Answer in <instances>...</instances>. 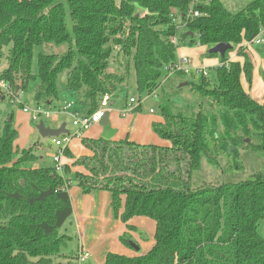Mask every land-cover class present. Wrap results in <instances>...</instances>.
<instances>
[{
    "label": "trees",
    "instance_id": "16d2710c",
    "mask_svg": "<svg viewBox=\"0 0 264 264\" xmlns=\"http://www.w3.org/2000/svg\"><path fill=\"white\" fill-rule=\"evenodd\" d=\"M196 10L197 17L191 14ZM181 26L186 30L179 34ZM261 34L255 46L264 59V0L239 12L221 0H0V66L7 62L0 71V104L13 99L4 85L24 94L35 83V106L52 110L58 79L67 71V89L93 114L133 69L140 95L162 91L163 121H154L152 130L168 142L81 137L91 154L76 157L68 146L62 153L85 170L65 164L61 174L54 166L33 167L44 144L21 149L14 116L7 120L0 136V264L77 259L79 251L63 253L72 238L60 232L73 215V185L84 193L110 191L114 215L125 223L140 216L155 222L147 253L110 252L101 264H264V170L237 182L202 174L205 162L219 171L223 160L225 169H244L243 151L264 157V102L242 81L251 86L254 77L244 43ZM219 43L233 47L224 56L210 53ZM63 44L70 45L63 54L42 50ZM182 44L205 46V55L221 63L207 75L166 78ZM236 50L244 62L230 60ZM174 75L179 82L170 89ZM133 111L141 112V105Z\"/></svg>",
    "mask_w": 264,
    "mask_h": 264
},
{
    "label": "rangeland",
    "instance_id": "374dc122",
    "mask_svg": "<svg viewBox=\"0 0 264 264\" xmlns=\"http://www.w3.org/2000/svg\"><path fill=\"white\" fill-rule=\"evenodd\" d=\"M66 2V0H63ZM224 6L231 12H239L242 10L250 1L252 0H221ZM66 22L68 25V29L72 36L73 34V22L69 14V8L66 5ZM185 28L183 26L180 27L179 34L185 32ZM263 34V33H262ZM261 34V35H262ZM254 45V44H252ZM256 45V44H255ZM70 47L69 44H63L61 46L50 45L47 47H43L42 50L48 52H56L59 54H63ZM249 46L244 45V51H246L249 55ZM256 46L253 49L256 50ZM41 48L36 52L35 60H34V71H38V53ZM204 48L201 46H189V45H181L178 51L180 56L187 55L189 58H200V62L203 65H209L211 62L210 58L206 56V51H203ZM257 51V50H256ZM238 54V50L234 51ZM261 56V55H260ZM243 59L244 57L239 56ZM251 59L252 56L250 55ZM262 57V56H261ZM253 61V59H252ZM7 67L6 60L3 61L0 66V71ZM67 81V71L63 72L58 79V90H59V99L55 101V107L52 108V112L54 113L53 117H47L45 114H41L37 117H33L31 113L23 111V108H34V89L35 83L30 85V88L24 92L22 102L24 105H21L20 102H10L9 100L0 104V136L3 132L4 126L11 117L14 116V123L22 124V128L20 131V139L18 141V145L22 148L31 147L39 140H43V138L39 135L36 125L39 121L43 120L47 126L57 127L63 123L67 124V129L75 134L76 127L73 125V114L79 111L80 114H88L87 109H83V107L79 106V94H74L67 89L66 86ZM179 82V78L177 75L172 77V81L167 84L170 89H173ZM72 94V95H70ZM74 94V95H73ZM186 95V93H184ZM135 98L138 100L137 103H130V99ZM162 100V91L158 90L156 93L150 96L140 95L137 89L136 84V76L135 71L133 69L130 70L127 81L119 86L118 90L113 94L110 104V120L111 125L115 124L120 119H126L129 114L133 115L138 112H133V108L136 104L140 103L142 109H144V114L151 113H160V104ZM69 102L75 103V108L72 110L59 111L58 106L60 104H68ZM113 102V103H112ZM76 103L78 106H76ZM22 106V107H21ZM57 106V107H56ZM126 112L123 114V111ZM121 111V112H120ZM151 112V113H150ZM161 114V113H160ZM89 134L92 137L98 138L102 134L101 126L99 124L92 125L89 129H87ZM86 130V131H87ZM85 132V131H84ZM149 133L143 137V141H147L149 138ZM97 136V137H96ZM76 137V136H75ZM42 138V139H41ZM77 142V138L75 140ZM58 150V146L54 144L51 138H46L44 142V147L38 150V154L43 156V160L47 167H52L53 161V153ZM91 154V152H90ZM75 155V154H74ZM76 156V155H75ZM81 156V155H80ZM79 157V156H76ZM69 158V157H67ZM75 161V159L70 158ZM242 159L244 162V169H225L227 168L226 161L223 160L224 169L219 171L215 170L211 166H209L206 162L204 163V170H202L203 177L207 179H217L220 181H241L246 180L250 177V175L258 170H264V157L259 156L253 152L243 151ZM73 162L68 164L73 168ZM65 165V164H64ZM65 167V166H64ZM85 170V168H82ZM65 170V169H64ZM200 172V173H201ZM76 186L73 185L72 188ZM77 187V186H76ZM74 189H72L73 192ZM74 197V196H73ZM104 217L103 221H95L86 219L85 225L87 227V231L84 235L79 237L78 231L75 227L70 226V222L68 221L61 229V233H66L71 236V240L68 243L67 247L63 248V253L67 256L72 257L73 252H77L80 247L84 252L90 253V258L82 261V264H100V260L106 257V255L110 252L121 253L122 255L131 256L135 254H145L147 253L151 245L154 241L155 237V223L152 219L140 216L132 219L128 223L120 221L116 222V220H106ZM95 221V222H94ZM90 222H94L90 224ZM259 232L264 237V220H261L259 223ZM123 237L126 238L130 245L126 244L123 241ZM131 242L137 245L140 250L137 251L135 247L131 245ZM125 252V253H123ZM133 255V256H134ZM131 256V257H133ZM72 260V264H79L75 258L69 259ZM62 261L66 262L68 259H62Z\"/></svg>",
    "mask_w": 264,
    "mask_h": 264
},
{
    "label": "crops",
    "instance_id": "0c3cea01",
    "mask_svg": "<svg viewBox=\"0 0 264 264\" xmlns=\"http://www.w3.org/2000/svg\"><path fill=\"white\" fill-rule=\"evenodd\" d=\"M244 45L246 46L247 44L244 43ZM247 46H249L248 52L250 53V55L252 56V59H253L254 77H253V83L250 86L248 84V82L246 81L245 77L243 76V78H242L243 85H244L245 89L256 100H258L259 102H264V59L260 56V54L255 49H253L255 44L254 45L250 44ZM201 47L204 48L203 51L207 50V47H205V46H201ZM184 56H187V55H182V56L179 55V58L184 57ZM230 57H231L230 60H232V61H243V59L241 57H239L236 52H232ZM191 60H192L194 65L206 67V68L214 67V66H217L221 63L219 58H216V57L210 58L211 63L209 65H203L200 62L201 61L200 58H198V57L192 58ZM70 95H72V94H70ZM78 102H79V100H78ZM64 105H65L64 103L60 104L61 109L59 108V111H62ZM76 106H78L77 103H76ZM79 106L83 107V109H87L86 107H84L82 105H79ZM73 108H75V103H74L73 107H71L68 110L70 111ZM76 110H78V109H76ZM143 111H144V109H142L141 112H138L136 114H133V115L129 114L126 119H123V120L120 119L115 124H112V127L117 129V134L115 136V139L119 140V139L128 137L130 140H134V141H137L140 143H155V144H159V145H167L168 142L166 140L161 139L152 130V123L154 121H158V122L163 121V117L161 116V114L160 113L156 114V113H151V112H150L151 114H144ZM15 126L20 132L21 128H22V124L16 123ZM59 126H57V127H59ZM101 130L103 132V127H101ZM146 132H148L150 135H149V138L147 139V141H143L142 136H144L146 134ZM71 134L73 135V133L69 132V135H71ZM81 137L94 138L91 136V134H89L88 130L85 131L81 136L71 137V140L67 146L70 148V150L76 156H80V155H84V154H90V151L82 144ZM76 138H77V142L75 141ZM19 139L20 138H18V140H17V145H18ZM45 140H46V138H43V140H39L36 143H43L44 144ZM56 152H54L53 155ZM41 157H42L41 160L38 163H34L33 167L38 168L41 166L42 167L48 166L45 163H43L44 160H43L42 155H41ZM61 160L64 164H71L73 162L72 159L67 158L63 154L61 155ZM54 165L55 164H54V160H53L52 166H54ZM72 169H73V171L83 170L81 167H73ZM72 189H74L73 192H72ZM69 192H70V195L72 198V203H73V208H74L73 215H72L71 219L69 220V222H70V226L76 228V230L78 231L79 237H81V240H83L82 236L87 231V227H86L85 222H84V221H86V219L88 221L94 220V219H95V221H99V220L103 221L104 217H106L107 218L106 220H110V221L116 220V222L121 221L120 218H116L114 215V211H113V207H112V193L110 191L99 190V191H92L90 193H84L80 187L74 186L73 188L71 187L69 189ZM130 221H132V219ZM94 222H92V223H94ZM92 223L90 222V224H92ZM155 227H156V225H155ZM153 244H154V241H153L151 247L153 246ZM80 250H81V247L78 251H80ZM76 253L73 252V255H75ZM123 253H125V252H123ZM119 254H121V253H119ZM133 255H131V256H133ZM138 255L139 254H135L134 256H138ZM104 260H105V258L100 260L99 263L101 264ZM77 261L79 264H82V261L81 262L79 260H77Z\"/></svg>",
    "mask_w": 264,
    "mask_h": 264
},
{
    "label": "built area",
    "instance_id": "2783aa9c",
    "mask_svg": "<svg viewBox=\"0 0 264 264\" xmlns=\"http://www.w3.org/2000/svg\"><path fill=\"white\" fill-rule=\"evenodd\" d=\"M195 1H198V0H195ZM191 14L197 17L201 13L198 10H196V11H191ZM175 42L177 43V38H175ZM261 42H263V36L259 35L253 41L245 42V43L247 45H250V44H259ZM166 69H167L166 71L168 74L166 78H168L169 76H171L173 73H176V72H182L187 75H190L192 73H195L196 75H200V74L207 75V72H208V68L194 65L192 60L187 56L180 57L177 63L167 66ZM4 87L6 91H8L9 95L13 98L12 102H20L22 105H24V103L22 102L23 100L22 92L15 94V92L11 90L10 86L4 85ZM112 96L113 95L109 93L105 94L101 101V106L93 114H80L79 111L73 114V125L76 127L75 134L73 135L66 134L60 137L51 138L52 142L56 144V146H58V149H59V152H56L53 155V160L55 164L54 167L57 169L59 173L63 174L64 172V163L61 160V155L63 154L62 151L67 147L68 143L70 142L71 137L81 136L84 133V131L89 129L92 125L99 124L105 112L110 109L109 107L111 104ZM137 102L138 100L135 98L130 99L131 104L137 103ZM73 105H74V102H69L68 104H65L62 111H67L68 109L73 107ZM139 105L140 103L136 104L133 109H135ZM23 111L31 113L33 117H37L41 114H45L47 117H53L54 115V113L51 110H47L43 108L42 106H35L34 108H31V107L23 108ZM125 112L126 110L123 111V114ZM89 257H90V253L84 252L83 250H80L77 255V259L80 262L87 260Z\"/></svg>",
    "mask_w": 264,
    "mask_h": 264
},
{
    "label": "water",
    "instance_id": "95a60500",
    "mask_svg": "<svg viewBox=\"0 0 264 264\" xmlns=\"http://www.w3.org/2000/svg\"><path fill=\"white\" fill-rule=\"evenodd\" d=\"M233 46L230 43H219L215 45L214 47L209 49L210 53L220 54L221 56H224L227 52V50L231 49ZM187 83L184 82L181 85H186ZM12 120V117L10 118ZM99 125L103 127V132L101 136L107 140L113 139L117 134V129L113 128L111 125L110 120V112L106 111L103 118L99 122ZM36 129L38 133L43 138H54V137H60L62 135L69 134V130L67 129V124L63 123L59 127H51L47 126L43 120L39 121L36 125ZM131 245L135 247L137 251L140 250V248L131 242Z\"/></svg>",
    "mask_w": 264,
    "mask_h": 264
}]
</instances>
